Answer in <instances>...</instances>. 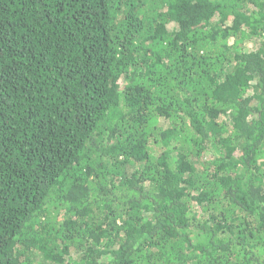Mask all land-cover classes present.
I'll return each instance as SVG.
<instances>
[{"label":"trees","instance_id":"16d2710c","mask_svg":"<svg viewBox=\"0 0 264 264\" xmlns=\"http://www.w3.org/2000/svg\"><path fill=\"white\" fill-rule=\"evenodd\" d=\"M0 264H264V0H0Z\"/></svg>","mask_w":264,"mask_h":264}]
</instances>
